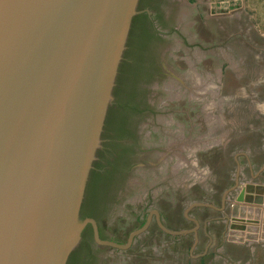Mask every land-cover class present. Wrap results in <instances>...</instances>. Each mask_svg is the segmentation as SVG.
Here are the masks:
<instances>
[{
	"label": "water",
	"instance_id": "water-1",
	"mask_svg": "<svg viewBox=\"0 0 264 264\" xmlns=\"http://www.w3.org/2000/svg\"><path fill=\"white\" fill-rule=\"evenodd\" d=\"M183 3L150 1L123 55L137 0H0V264H65L98 151L114 184L111 212ZM120 60L131 70L114 95ZM110 105L118 120L102 144ZM149 223L112 246L129 247Z\"/></svg>",
	"mask_w": 264,
	"mask_h": 264
},
{
	"label": "rangeland",
	"instance_id": "rangeland-1",
	"mask_svg": "<svg viewBox=\"0 0 264 264\" xmlns=\"http://www.w3.org/2000/svg\"><path fill=\"white\" fill-rule=\"evenodd\" d=\"M224 192L228 254L264 264V0H184L105 229L127 246L149 226L94 264H205L209 232L192 219Z\"/></svg>",
	"mask_w": 264,
	"mask_h": 264
},
{
	"label": "flooded vegetation",
	"instance_id": "flooded-vegetation-1",
	"mask_svg": "<svg viewBox=\"0 0 264 264\" xmlns=\"http://www.w3.org/2000/svg\"><path fill=\"white\" fill-rule=\"evenodd\" d=\"M150 1L154 2L157 0H137L136 13L132 16L129 24L125 47L122 53L123 55L127 45H129L131 41L133 42V38L135 37L134 31L144 26L148 20L151 13L149 10L152 8L149 5ZM168 1L172 2V0ZM154 27L156 30L158 29L156 25ZM130 70L131 65L126 62V60H120L115 85L113 87V91L115 92L114 95L122 91L125 80L127 79V74ZM118 114L119 112L116 111V107L110 105L103 120L100 132L101 140L104 135L102 132L117 124ZM103 141L105 142V140H102V144H104ZM102 159H104L102 152L98 151L88 171L77 212L78 221L80 223H85V225L80 233L78 242L69 252L65 264H91L94 256L93 249L98 251L100 248L112 246L111 243H117L113 240L109 232L106 231L108 229H105V226L109 224L106 222L109 214L108 212H110L109 209L114 202L113 192L111 191L112 188H114V184H112V180L109 178L110 172L103 167V162H101ZM150 216L151 215H147L145 217L146 221L144 226L149 221ZM164 234L166 235L168 233L164 232Z\"/></svg>",
	"mask_w": 264,
	"mask_h": 264
},
{
	"label": "crops",
	"instance_id": "crops-1",
	"mask_svg": "<svg viewBox=\"0 0 264 264\" xmlns=\"http://www.w3.org/2000/svg\"><path fill=\"white\" fill-rule=\"evenodd\" d=\"M225 192L222 194L221 196V203L219 204V206L215 205V206H211L209 207L208 209H205V211L207 210L208 214H210L208 217H205L202 219V217H200V215H203L205 214V211L204 210H201V211H198L195 213V217H193L192 220H194L195 224H196V227H199V225L201 223H203L204 225V231H208L209 233V239H208V242L206 244V248H205V252L207 251V248L209 247H212V251H213V256H210L211 259H206L204 257H201L200 259V262L201 263H207L208 261H212L210 262L211 264L214 262H219V257H217V255L215 254L216 253V248L217 246L218 247H221V253L220 255L222 254L223 252V255L225 256H230L231 258H234L233 255L231 254H228V248H227V243L229 242L227 239H226V236H225V232L227 230V227H229L230 225V232H232V228L234 226V223L237 219H235V214H237L235 212V208H229L227 205H226V197H225ZM245 214V213H244ZM246 216H248V214L246 213ZM210 225H212L213 229L212 231H210ZM231 234V233H230ZM211 237V238H210ZM218 241V242H216ZM196 243L198 245H201V240L200 238H197L196 240ZM227 249V250H226ZM253 249H251L250 251H252ZM205 255V254H203ZM251 257V255L249 256ZM209 258V257H208ZM247 258V257H246ZM245 258V259H246ZM252 258V257H251ZM209 264V262L207 263Z\"/></svg>",
	"mask_w": 264,
	"mask_h": 264
},
{
	"label": "built area",
	"instance_id": "built-area-1",
	"mask_svg": "<svg viewBox=\"0 0 264 264\" xmlns=\"http://www.w3.org/2000/svg\"><path fill=\"white\" fill-rule=\"evenodd\" d=\"M163 243L166 244L168 243V241L166 240ZM145 250L146 248L144 247L142 251H145ZM217 252L219 251L217 250ZM217 257H219L222 260V264H236L230 256H225V255L222 256V254L220 255V252H219V255H217ZM246 264H249V263H246Z\"/></svg>",
	"mask_w": 264,
	"mask_h": 264
},
{
	"label": "bare ground",
	"instance_id": "bare-ground-1",
	"mask_svg": "<svg viewBox=\"0 0 264 264\" xmlns=\"http://www.w3.org/2000/svg\"><path fill=\"white\" fill-rule=\"evenodd\" d=\"M185 18H186V16H184V17L182 18L181 21L184 22V21H185V20H184ZM168 88H169V87L165 88L167 92H168ZM172 92H173V91H170L169 94H171ZM142 175L145 176L144 174H142ZM140 178H141V177H140ZM145 178H146V177H145Z\"/></svg>",
	"mask_w": 264,
	"mask_h": 264
}]
</instances>
